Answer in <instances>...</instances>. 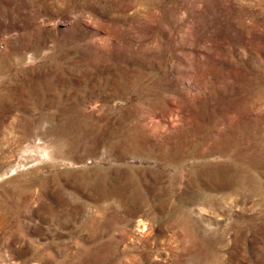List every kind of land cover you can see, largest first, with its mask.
Here are the masks:
<instances>
[{"label": "rangeland", "instance_id": "obj_1", "mask_svg": "<svg viewBox=\"0 0 264 264\" xmlns=\"http://www.w3.org/2000/svg\"><path fill=\"white\" fill-rule=\"evenodd\" d=\"M0 264H264V0H0Z\"/></svg>", "mask_w": 264, "mask_h": 264}]
</instances>
